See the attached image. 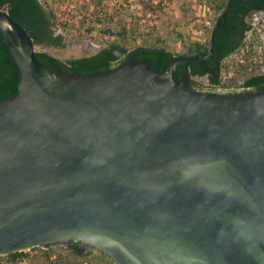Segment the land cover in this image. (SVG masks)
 <instances>
[{"label": "water", "instance_id": "1", "mask_svg": "<svg viewBox=\"0 0 264 264\" xmlns=\"http://www.w3.org/2000/svg\"><path fill=\"white\" fill-rule=\"evenodd\" d=\"M226 7L207 50L172 55L166 76L133 54L92 73L48 66L0 7L20 70L0 98V255L82 239L116 264H264V90L175 71L212 57Z\"/></svg>", "mask_w": 264, "mask_h": 264}, {"label": "trees", "instance_id": "2", "mask_svg": "<svg viewBox=\"0 0 264 264\" xmlns=\"http://www.w3.org/2000/svg\"><path fill=\"white\" fill-rule=\"evenodd\" d=\"M226 2L227 0H221L215 5L221 10ZM0 7L6 8L8 13L25 28L33 38L35 45H53L59 47L65 45L64 33L62 30L57 29L54 10L47 0H0ZM252 10H264V0H230L226 11V21L217 27L214 36L212 57L215 56L216 60L214 61L212 57H206L203 59L204 61L201 58L179 61L175 66V71L178 76L182 73L186 74L189 84L195 88L225 91L222 89L227 88L217 87L221 69L220 61L239 45L246 31L251 27L247 17ZM218 16L220 17L221 14H218ZM103 30L112 34L115 33L114 35L116 37L102 43L91 53L65 59L43 49H37L35 53L42 63L49 66V63L53 62L57 67L64 70L67 67L68 71L75 73H92L107 70L120 64L130 54H133L137 59L149 60L153 66H166L164 72L160 74L161 76H166L169 70V60L172 55L205 52L208 44V42L193 41L187 44L186 49L181 52L173 51L159 41H144L129 48L124 43L128 31L124 24H120L114 30L110 27L104 28ZM0 35L3 36L1 27ZM1 36L0 98H4L17 93L20 70ZM234 36H237V38H234ZM198 75H204L207 79V84L197 80L195 76ZM231 89H235L232 91H240L243 89L264 90V72L247 76L244 78L241 86ZM54 245L61 246L76 256L89 254V251H85L83 246L79 244V239H71L67 244L58 242L42 248L46 256L45 260L47 261L44 264H66L61 257V253L55 254L52 257V254H54ZM32 248H41V246L34 245L30 247V249ZM28 254V249L15 250L0 255V258L5 257L7 260L15 262L25 258ZM100 257L105 260V264H114L105 255H100Z\"/></svg>", "mask_w": 264, "mask_h": 264}, {"label": "rangeland", "instance_id": "3", "mask_svg": "<svg viewBox=\"0 0 264 264\" xmlns=\"http://www.w3.org/2000/svg\"><path fill=\"white\" fill-rule=\"evenodd\" d=\"M83 1L47 0L54 10L57 27L63 31L66 43L61 47L36 45V49L46 50L63 59L88 54L102 43L116 37L115 33L106 32L104 28L110 27L114 30L124 24L128 30L124 43L129 48L144 41H159L171 50L181 52L193 41L208 42L211 28L220 10L215 4L221 0H102L101 19H93V15L97 13L96 5L93 3L90 7L89 3L84 4ZM147 9H152L153 13L157 14L158 23L142 33L143 25L138 21L139 14ZM247 19L250 20L249 17ZM257 32L252 30L253 38L258 35L261 39L259 42L264 45V30ZM243 43L242 39L240 46ZM224 71L228 74L229 69ZM195 78L207 84L205 76ZM42 248L45 247L28 248V256L15 262L2 257L0 264H44L47 261ZM53 253L52 257L61 253L66 264H105V260L96 253L76 256L56 245Z\"/></svg>", "mask_w": 264, "mask_h": 264}, {"label": "built area", "instance_id": "4", "mask_svg": "<svg viewBox=\"0 0 264 264\" xmlns=\"http://www.w3.org/2000/svg\"><path fill=\"white\" fill-rule=\"evenodd\" d=\"M83 3H89L90 7L94 3L97 7V13L93 15V19H96V17L97 19L102 18V0H84ZM153 6L155 7V4ZM139 15L138 21L140 25L144 26H142V29L140 27L142 33L149 31L151 26L158 23L157 14L153 13L152 9H147ZM248 17L251 27L243 37L244 43L225 55L220 61L218 88L239 87L242 85L244 78L264 70V56H262L264 45L259 42L261 39L258 35L255 36V39L252 36V30L256 32L264 30V10H252ZM57 29L61 30L58 27ZM260 37H262L261 34ZM226 68L229 69L228 74L224 71Z\"/></svg>", "mask_w": 264, "mask_h": 264}, {"label": "flooded vegetation", "instance_id": "5", "mask_svg": "<svg viewBox=\"0 0 264 264\" xmlns=\"http://www.w3.org/2000/svg\"><path fill=\"white\" fill-rule=\"evenodd\" d=\"M229 1L230 0H227V2H228V4H227V2H226V4H225V6L227 5V9H228V5H229ZM225 6L223 7V8H221V10H219V12L217 13V15H216V20H215V22L218 20V18H220L219 16H218V14H221L222 15V13H223V10H224V8H225ZM227 9H226V11H227ZM225 21H226V19H225ZM224 21V22H225ZM234 38H237V36H234ZM242 42V41H241ZM240 42V43H241ZM240 43H239V45L238 46H240ZM237 46V47H238ZM236 47V48H237ZM235 48V49H236ZM234 49V50H235ZM232 52V51H231ZM261 72H264V70L263 71H261ZM261 72H259V73H261ZM198 76H204V75H198ZM222 90H228L229 91V88H227V89H222ZM232 90H235V89H231L230 88V91H232ZM79 244H81L82 246H83V249L86 251H89V254L90 253H96V254H98V255H105V257H107L108 259H110V260H112L113 262H114V260L112 259V258H110L106 253H104L103 251H101V250H99V249H96L94 246H93V244H90L89 242H86V241H83L82 239H79ZM114 264H116L115 262H114Z\"/></svg>", "mask_w": 264, "mask_h": 264}]
</instances>
